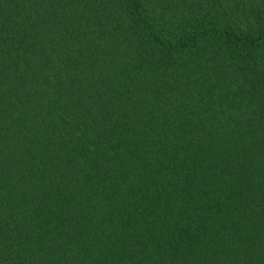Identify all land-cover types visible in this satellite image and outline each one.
<instances>
[{
  "label": "trees",
  "instance_id": "trees-1",
  "mask_svg": "<svg viewBox=\"0 0 264 264\" xmlns=\"http://www.w3.org/2000/svg\"><path fill=\"white\" fill-rule=\"evenodd\" d=\"M0 264H264V0H0Z\"/></svg>",
  "mask_w": 264,
  "mask_h": 264
}]
</instances>
